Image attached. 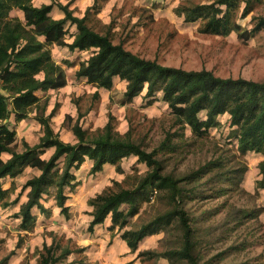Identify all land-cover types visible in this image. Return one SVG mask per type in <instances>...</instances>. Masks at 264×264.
I'll return each mask as SVG.
<instances>
[{"label":"rangeland","instance_id":"374dc122","mask_svg":"<svg viewBox=\"0 0 264 264\" xmlns=\"http://www.w3.org/2000/svg\"><path fill=\"white\" fill-rule=\"evenodd\" d=\"M212 1L55 0L50 14L62 17L61 3L67 4L75 15L83 16L86 8L95 4L88 11V25L108 33L113 42L140 56L184 69L206 68L222 77L264 81V27L253 30L255 22L264 18V0L252 3L244 16L243 4L234 9L236 26L225 32L206 30L204 19H188L183 12ZM32 2L40 5L51 0ZM10 15L23 18L17 8ZM65 26V39L70 41L75 26ZM49 48L53 60L63 69L59 76L62 84L39 92L40 101L27 118L15 121L10 115L6 120L15 130L13 148L21 151L24 140L30 145L39 141L43 128L36 114L47 115L53 109V129L60 138L71 142L74 137L70 125L78 115L80 124L90 131L102 128L112 115L114 130H130L132 138L144 149L155 151L162 173L178 179L182 186L181 204L190 219L199 263L264 264V188L257 186L262 176L258 165L264 155L255 151L240 153L229 115H218L217 125L205 134H193L188 126L175 124L173 113L160 98L161 92L150 103L144 96L145 90L125 101V81L119 77H114L112 87L106 89L76 76L79 63L90 50H70L55 43ZM204 113L199 116L204 118ZM67 115L72 118L70 122ZM51 152L48 148L41 156L47 158ZM1 157L5 159L8 154L4 152ZM90 167V161L83 163L75 171L78 183L66 189L68 217L59 211L51 195H44L42 201L50 208V214L34 209V226L20 230V219L15 213L26 198L25 191L18 203L0 205V264H40L42 255L47 254L46 247H51L58 258L54 264H170L162 256L137 255L146 249L162 252L179 247L182 238L177 223L143 237L134 252L120 237L121 230L110 229L109 217L92 231L87 228L91 219L88 199L104 189L135 187L148 166L129 155L121 161L122 172L110 164L95 173L90 172ZM36 173L39 172L35 168L25 167L16 177L2 178V185L9 187L14 181L15 190L10 196L14 198L25 180ZM143 199L138 213L130 218L133 227L172 207L165 190H153ZM121 208L127 209V205ZM67 248L71 252L62 257ZM173 264L188 263L175 260Z\"/></svg>","mask_w":264,"mask_h":264},{"label":"trees","instance_id":"16d2710c","mask_svg":"<svg viewBox=\"0 0 264 264\" xmlns=\"http://www.w3.org/2000/svg\"><path fill=\"white\" fill-rule=\"evenodd\" d=\"M55 0L40 5L32 0H0V205L6 207L18 203L22 192L25 200L19 203L15 216L20 219L19 229L30 230L36 221L34 209L49 215L51 210L43 203L44 195H51L59 211L69 215L66 189L77 183L74 170L86 160L92 161L90 172L102 170L105 164H112L122 172L121 161L135 155L148 166L135 187L104 189L87 201L91 206L88 230L96 224L110 219V229L121 230L120 237L131 252L138 248L139 241L146 235L166 230L172 222L181 231V245L162 252L142 250L137 256H162L170 264L175 260H185L188 264H201L194 252L190 219L181 204L182 186L170 174L162 173V165L155 151H147L131 136L130 130L120 133L114 130L112 115L102 128L90 131L79 122V116L70 125L74 141H65L51 126L53 110L35 118L43 128L39 141L30 145L23 141L21 151L13 148L15 130L6 120L13 114L15 121L27 118L39 101L37 91H45L53 86L63 69L52 58V43L65 45L70 50H90V54L79 63L75 74L86 78L97 87L110 89L115 76L125 81L123 97L125 101L141 94L148 97L147 103L156 99L161 92L174 116L175 124L188 126L193 134L203 135L211 126L217 125L216 117L227 113L230 125L235 126L234 136L241 154L248 151L264 155V81L249 78L222 77L206 68L184 69L165 65L155 59L145 58L112 41L108 33L99 32L87 23L88 6L83 16H77L67 4L59 3L63 16H51ZM261 0H214L212 2L185 9L188 19L200 17L205 20L206 30L225 32L236 26L233 10L243 4V16L252 3ZM14 8L21 10L23 18L10 15ZM66 23L75 26L72 39L66 41ZM264 27V18L255 22L253 30ZM42 38V39H41ZM41 74V77L38 75ZM204 111L205 117L199 113ZM69 122L72 118L67 115ZM52 148L45 158L41 154ZM8 157L3 159L2 153ZM61 161V164H59ZM261 178L257 186L264 188V159L259 162ZM25 167L39 170L27 178L21 189L11 198L15 190L14 181L3 187L2 178L16 177ZM153 190H165L172 207L146 222L133 227L131 217L138 213L139 204L148 198ZM126 204L127 209L121 208ZM130 226L127 228V226ZM46 247V245L44 244ZM51 247H46L40 264H54L58 258ZM71 252L65 249L62 257Z\"/></svg>","mask_w":264,"mask_h":264},{"label":"crops","instance_id":"0c3cea01","mask_svg":"<svg viewBox=\"0 0 264 264\" xmlns=\"http://www.w3.org/2000/svg\"><path fill=\"white\" fill-rule=\"evenodd\" d=\"M17 9H18V8H17ZM51 10H52V9H51ZM20 11H21V10H20ZM115 77H116V76H115ZM83 78H84V77H83ZM85 79H86V78H85ZM59 80H60V81H59ZM59 82H61V84H62L61 77H57L55 84H54L53 86H50V87H54V86L59 85V84H60ZM39 92H41V91H37L36 94L39 95ZM39 96H40V95H39ZM40 97H41V96H40ZM52 110H53V109H52ZM52 110H51V111H52ZM51 111H50V112H51ZM48 114H49V113H48ZM52 115H53V114H52ZM11 116L14 118L13 114H11ZM9 117H10V116H9ZM51 126H52V125H51ZM52 128H53V127H52ZM54 131H55V130H54ZM56 132H57V131H56ZM71 132H72V131H71ZM72 134H73V133H72ZM73 137H74V136H73ZM70 142H71V141H70ZM49 149H52V148H49ZM52 150H53V149H52ZM86 161H90V164H92V161H91L90 159H86L83 163H85ZM83 163H82V164H83ZM82 164H81V165H82ZM107 164H108V163H107ZM81 165H80V166H81ZM105 165H106V164H105ZM110 165H112V164H110ZM35 169H36V168H35ZM36 170L39 172L38 169H36ZM76 170H78V169H76ZM76 170H74V173H75ZM36 174H38V173H36ZM75 175H76V173H75ZM76 179H77V176H76ZM109 220H110V219H109Z\"/></svg>","mask_w":264,"mask_h":264}]
</instances>
